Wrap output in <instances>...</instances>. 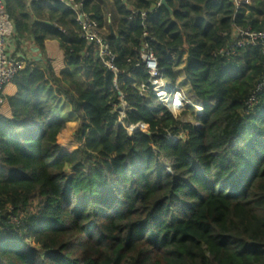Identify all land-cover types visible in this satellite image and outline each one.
Returning <instances> with one entry per match:
<instances>
[{
    "label": "trees",
    "instance_id": "1",
    "mask_svg": "<svg viewBox=\"0 0 264 264\" xmlns=\"http://www.w3.org/2000/svg\"><path fill=\"white\" fill-rule=\"evenodd\" d=\"M3 1L16 44L43 55L57 41L64 69L26 61L0 115V264H264V89L249 104L264 55L219 54L233 27L264 30V0H166L172 15L161 0H73L98 23L116 84L64 4ZM144 45L170 87L186 83L197 125L141 90ZM68 122L72 152L58 144Z\"/></svg>",
    "mask_w": 264,
    "mask_h": 264
},
{
    "label": "built area",
    "instance_id": "2",
    "mask_svg": "<svg viewBox=\"0 0 264 264\" xmlns=\"http://www.w3.org/2000/svg\"><path fill=\"white\" fill-rule=\"evenodd\" d=\"M35 1H58L75 13L80 39H82L88 46H91L92 49L97 52V55L104 65V68L114 74V82L116 84V80L120 72L114 65L115 57L106 43L98 23L92 18V15L83 13L81 11L82 5L74 3L73 0ZM231 2L234 4L235 10L243 9L245 6L250 4L249 0H231ZM14 30V23L6 12L4 1L0 0V110L4 102L3 96L5 87L11 84L16 74L26 66V63H24L20 58L14 57L8 52V43L14 35ZM249 46L259 47L261 53L264 55V30L260 32H254L250 29L243 30L238 27H233L229 44L226 46V48L220 50L219 54L222 56H229L235 51ZM139 65L144 66L150 75V87L148 88L141 86V90L143 92H151V94L155 95L160 104L173 115L177 111H180L182 108H184V103L186 102L187 98L185 95L183 96L176 87H170L169 84H167L159 76L157 60L151 51H149L147 45H144L139 52V61L137 66ZM116 89H118L117 86ZM263 89L264 77L262 81L256 86L252 96L250 97V105L255 102L256 97ZM122 108H125V104L122 106ZM196 109L198 114L202 113L201 107L196 106ZM121 114L123 115V113ZM173 138L174 137L172 136L168 137L169 140L175 141Z\"/></svg>",
    "mask_w": 264,
    "mask_h": 264
},
{
    "label": "crops",
    "instance_id": "3",
    "mask_svg": "<svg viewBox=\"0 0 264 264\" xmlns=\"http://www.w3.org/2000/svg\"><path fill=\"white\" fill-rule=\"evenodd\" d=\"M7 49H8V52L12 56L22 59L24 63L26 61H31V60L41 62L44 56L45 59H47L50 62V65L56 76H59L60 72L64 69L63 52L57 41H46L44 43L43 55L40 54L38 50L35 49L26 40L20 41L19 43L16 44V41L13 39V37L10 39ZM15 93H16V88L12 83L5 87L4 96H3L4 102L0 110L1 112L0 115L5 116V117H10L11 115L10 108L8 106L6 98L14 96ZM77 127H78V123L68 122L65 126V129L62 131V133L65 132V130H75L77 129ZM72 151H74V148ZM72 151H68V152H72Z\"/></svg>",
    "mask_w": 264,
    "mask_h": 264
},
{
    "label": "rangeland",
    "instance_id": "4",
    "mask_svg": "<svg viewBox=\"0 0 264 264\" xmlns=\"http://www.w3.org/2000/svg\"><path fill=\"white\" fill-rule=\"evenodd\" d=\"M179 70H181V67H180V69ZM178 73V72H177ZM180 73V72H179ZM177 79H178V83L180 84V82H182L183 81V77H182V74H177ZM184 82V81H183ZM184 84H186L185 82H184ZM184 84H183V86L181 87L180 85H178V87H176L178 90H179V92L184 96L185 95V97L187 98V94H186V89H185V87H184ZM184 87V88H183ZM157 101L159 102V100L157 99ZM190 103L191 105H193V106H191L190 104H188V103ZM160 103V102H159ZM124 104H122V106H123ZM188 106H190V107H194V110L196 109V105L194 104V103H191L190 102V100L187 98L186 99V102L184 103V108H182L180 111H177L175 114H174V116H175V118H177L181 123H187V122H190V123H192L193 125H197L196 124V122L194 121V117L193 116H191L189 113H184L185 111H186V107H188ZM198 111H197V109L195 110V114H198L197 113ZM121 115V117H122V114H120ZM136 128V127H135ZM135 128H133L132 130H135ZM127 130H128V132L130 133V134H134V131H131L130 130V127H127L126 128ZM75 131H76V129L75 130H65V132H63L61 135H60V137L58 138V144L63 148V149H65V150H67V151H72L73 150V148H74V150H75V148H77V145H76V143H75V140H74V135H75ZM139 131L140 132H146L147 131V127L146 126H141L140 128H139ZM173 139H175L176 140V137H174Z\"/></svg>",
    "mask_w": 264,
    "mask_h": 264
},
{
    "label": "water",
    "instance_id": "5",
    "mask_svg": "<svg viewBox=\"0 0 264 264\" xmlns=\"http://www.w3.org/2000/svg\"><path fill=\"white\" fill-rule=\"evenodd\" d=\"M160 4L163 5V6H165V7H167V5H166V0H161V1H160ZM167 8H168V7H167ZM168 10H169L170 14L172 15V10L169 9V8H168ZM112 34H113V33H112ZM141 126H143V125H138V126H136V128H135V130H134V133H135V132H140V131H139V128H140Z\"/></svg>",
    "mask_w": 264,
    "mask_h": 264
},
{
    "label": "bare ground",
    "instance_id": "6",
    "mask_svg": "<svg viewBox=\"0 0 264 264\" xmlns=\"http://www.w3.org/2000/svg\"><path fill=\"white\" fill-rule=\"evenodd\" d=\"M132 129H133V127H130V130H131V131H134V130H132Z\"/></svg>",
    "mask_w": 264,
    "mask_h": 264
}]
</instances>
